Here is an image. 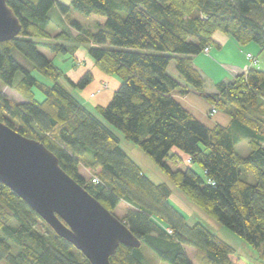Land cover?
Returning a JSON list of instances; mask_svg holds the SVG:
<instances>
[{
  "label": "trees",
  "instance_id": "obj_1",
  "mask_svg": "<svg viewBox=\"0 0 264 264\" xmlns=\"http://www.w3.org/2000/svg\"><path fill=\"white\" fill-rule=\"evenodd\" d=\"M7 4L22 29L12 41L0 42V81L21 101L0 90V121L43 143L64 171L113 214L120 203L129 206L121 221L142 246H120L112 264H150L147 253L165 264H193L187 247L196 249L200 264H246L204 225L187 224L171 203L172 189L150 180L114 130L139 147L193 204L260 250L264 260V70L250 67L210 92L193 60L206 48H221L217 32L241 47L255 44L263 54L264 0ZM55 8L64 27L59 33L48 30ZM72 12L88 18L98 32L75 20L67 23ZM80 45L88 46L104 75L120 82L111 100L94 111L72 91L83 92L94 74L87 71L74 82L42 51L66 56ZM173 61L176 75L169 71ZM177 91L197 94L227 114L229 125L203 124L175 99ZM244 141L250 149L246 156L236 151ZM0 264L91 263L0 183Z\"/></svg>",
  "mask_w": 264,
  "mask_h": 264
},
{
  "label": "water",
  "instance_id": "obj_2",
  "mask_svg": "<svg viewBox=\"0 0 264 264\" xmlns=\"http://www.w3.org/2000/svg\"><path fill=\"white\" fill-rule=\"evenodd\" d=\"M0 0V42L15 39L20 20ZM0 183L23 199L61 238L91 264H112L120 246L142 242L126 224L69 176L43 143L0 121Z\"/></svg>",
  "mask_w": 264,
  "mask_h": 264
},
{
  "label": "rangeland",
  "instance_id": "obj_3",
  "mask_svg": "<svg viewBox=\"0 0 264 264\" xmlns=\"http://www.w3.org/2000/svg\"><path fill=\"white\" fill-rule=\"evenodd\" d=\"M66 5H69L71 0H60ZM52 18L54 22H52L48 28V30L51 33H59L64 30V27H62L61 24V14L58 12V10L55 8L51 12ZM66 22L68 23L69 20H75L81 23L84 27L90 29L94 33L98 32L97 26L91 22L88 18H86L84 15L78 13V12H72L68 18H65ZM76 33V31H74ZM259 47V46H258ZM213 47H209V51H211ZM260 49V47H259ZM49 58L54 60L56 64H59L61 66V69L66 73V70L73 69L74 72L73 75L76 76V78H79V80L84 76V74L90 69L91 63H94L92 58L88 54V46L86 45H80L72 55H56L48 50H42ZM261 51V50H260ZM203 54L208 55L209 53L203 52ZM249 57V55H248ZM251 57H253L251 55ZM17 58L22 62L25 63V60L17 55ZM251 63H255L258 65L257 60L253 58L249 59ZM259 68H262L264 70V53L259 56ZM170 73L173 75H176V65L173 61L170 65ZM248 71V69L245 70V73ZM243 73V74H245ZM79 75V76H78ZM22 78V74L17 75V80ZM78 80V81H79ZM111 85L108 82H102L101 86L94 92L89 94L90 99H94L98 93L101 91H111ZM0 90H2L4 93H6L10 98L16 101H20L21 97L19 94H17L14 90L11 88L6 87L1 81H0ZM74 94H76L79 98V92L78 90H73ZM37 98L41 101L43 100V96L41 94H38ZM82 100V98H81ZM89 108L93 110L94 108L91 106V104H88ZM94 111V110H93ZM216 109H212L210 112V115L213 117L215 114H217ZM220 112V111H219ZM115 133L120 137L121 139V147L123 150L141 167L143 172L150 178L151 181H153L155 184H167L173 191V196L171 198V203L186 217V222L188 225H195L197 223H200L204 225L210 232H212L214 235L219 237L221 240L232 246L235 251L237 252V256L241 258L246 264H264V260L262 258L260 250H256L252 248L243 238H241L239 235L235 234L222 224H220L218 221L204 213L200 208H198L195 204H193L179 189L175 187V185L172 183V181L168 178L167 175H165L158 166L136 145L133 143L125 140V138L122 136L121 133L114 130ZM236 151L238 154L242 156H246L249 152V146L246 141L238 144L236 146ZM84 169V168H83ZM84 173V170H82ZM90 176L87 174V177ZM250 181L255 182V179L250 176ZM129 209V206L126 203H120L119 206L115 209L114 215L120 219L123 220L124 215L126 214V211ZM187 254L192 261L193 264H200L199 259L197 256V251L194 248L187 247L186 248ZM147 257L150 264H165L164 262H161L156 256H154L152 253H147Z\"/></svg>",
  "mask_w": 264,
  "mask_h": 264
},
{
  "label": "crops",
  "instance_id": "obj_4",
  "mask_svg": "<svg viewBox=\"0 0 264 264\" xmlns=\"http://www.w3.org/2000/svg\"><path fill=\"white\" fill-rule=\"evenodd\" d=\"M215 40L221 46L220 49L212 48L208 55L200 54L193 58L196 67L207 77L208 91L210 92L215 91V84L220 82H230L236 76L245 73L246 69L258 66L259 56L261 55V51L257 45L250 44L246 47H241L234 39L220 32L215 34ZM248 55H252L254 59L257 60L258 65L251 63ZM57 65L59 66V64ZM59 67L61 68V66ZM72 70L73 69H70L69 67V69L66 70V74L72 81L77 82L79 78H76V76L73 75L74 72ZM88 71H91L94 74L95 80L83 92H79V95L82 98L81 101L86 106L91 104L92 107L107 104L111 100L114 91L118 89L120 82L114 77L104 75L94 63H91V67ZM102 82L110 83L112 88L111 91H101L93 100L90 99L89 94L96 91L101 86ZM174 97L186 110L208 127H213L217 124L227 126L231 121L227 114L219 111L212 117L210 115V112L213 109L211 104L195 93L182 95L177 91L175 92ZM82 170H84V173ZM80 171L84 176L89 174L86 169L81 168Z\"/></svg>",
  "mask_w": 264,
  "mask_h": 264
},
{
  "label": "built area",
  "instance_id": "obj_5",
  "mask_svg": "<svg viewBox=\"0 0 264 264\" xmlns=\"http://www.w3.org/2000/svg\"><path fill=\"white\" fill-rule=\"evenodd\" d=\"M204 52L209 53V48H206V49L204 50ZM248 58L251 59V58H253V57H251V55H249ZM93 182L95 183V182H96V179H94Z\"/></svg>",
  "mask_w": 264,
  "mask_h": 264
}]
</instances>
